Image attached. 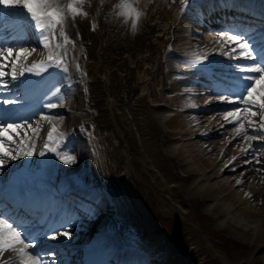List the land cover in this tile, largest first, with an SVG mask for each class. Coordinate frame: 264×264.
<instances>
[{"label":"bare ground","instance_id":"bare-ground-1","mask_svg":"<svg viewBox=\"0 0 264 264\" xmlns=\"http://www.w3.org/2000/svg\"><path fill=\"white\" fill-rule=\"evenodd\" d=\"M66 1L59 0L61 4ZM214 20L217 22L213 26H222V28L207 32L210 30L207 26ZM228 22L233 23L229 24V27L235 26L240 31H248L251 27L254 32L251 35L258 41L264 35V0H194L192 4L184 7L176 17L173 24L175 33L172 31L173 53H170L172 59L167 60L165 56H161L159 61H164V67L170 71H176L179 75H169V82L164 87L166 91L153 94L155 100L164 101L163 106L156 101L155 110H158L156 114L159 115L156 117L164 126L169 146L166 147L165 142L159 143L158 140L156 143L159 145L160 154L157 153V150L154 152V147L149 148L151 152L144 149L142 152L149 156L148 162L154 165L152 171L155 173L153 179L156 178V183L169 169L166 161L163 160L165 156L174 158L176 162L183 165L184 171L181 173L176 170L177 166H173L175 176L186 180L187 184L190 183L192 189L198 190L203 195L206 194L213 203V205H208L212 213L220 212V215L216 213L217 216L219 215L221 219L225 220L228 227L233 226L234 230L238 228L237 232L246 236L247 239L260 240L264 237V206L257 205L259 200L257 196L264 197V187L258 181V173H255L254 169L260 164L252 159L251 152L248 155L241 153V148L245 147L247 142L241 141L240 138L229 143L230 137L218 148L217 136L223 134L232 136L233 125L225 123L222 115L233 106L221 102L205 105L206 100L217 94L210 86L209 77L202 71V66L198 65L192 68L183 66L189 61L193 52L203 54L214 47L218 48L219 44L216 43L218 34L229 29L225 26ZM259 23L262 24L259 25ZM0 27L1 29L3 27L4 31L0 39L6 40L7 44H14L17 48L36 49L29 57V62L46 56L47 53L42 49L27 18L18 9L9 10L0 6ZM201 30L203 31L200 32ZM214 31L217 33L212 34ZM11 38H13V43L10 42ZM67 50L69 58L66 72L63 69L51 67L40 75L26 73L19 80L10 81L7 90L0 91L2 99L19 101L22 98L25 101L24 104H29L28 109L20 102L8 105L11 108H8L10 110L7 117L12 113L17 114L13 121L14 124L27 119L28 123L35 128L37 126L35 122L40 120V114L62 116L63 120L55 121V123H57L59 131L66 133V147L63 150L75 157L74 163L65 164L53 153H50L51 155L48 153L49 157L44 155L43 158L38 155L37 151L43 149L50 128L48 122H42L39 139L36 141L37 154L22 156L16 160L7 159L3 166H0V193L2 191L10 192L11 198L15 201L8 205L9 211L11 214H18L23 219L29 220L28 222L38 219L33 225L34 228H41L42 232L51 226L55 227L67 222L65 225L71 233L69 237L62 236L57 240H52L49 238L51 235H48L47 240L35 243L34 252H40L47 248L46 241H50L49 244L52 246L49 247L55 248V250L59 249L51 258L55 259L57 264H88V261L90 264H181L182 261L178 263L177 255L171 253L170 245L163 244L160 238L157 239L160 236L152 232L156 231L155 229L136 231L131 236V238L140 240L139 247L130 242H124L122 246H119L115 244L116 237L105 236L106 232L111 233L110 228L118 223L119 217L122 218L125 211L129 213L132 207H136V200H133L129 187L127 191L126 189L121 190L117 186V182L124 184L123 181L126 178H131L132 174L128 172L127 175L125 172L118 178V181H114L109 175V159L105 155L107 148L103 146L99 151L100 143L96 139L93 142H88L79 137V132V135L76 133V124L81 118H86L81 113L83 105L79 99V87L82 86V81L78 79L80 76L76 71L87 72V68L90 66L80 67V59L72 58L74 55L71 51L72 48L67 47ZM209 59L218 62L217 66L213 68L214 72L217 69L229 71L227 58L213 52ZM47 78L50 79L45 85ZM25 83L28 85L27 87L23 86ZM17 84H21L23 90H20ZM57 90L59 94L55 95ZM167 91L171 93H166ZM4 92L6 94L2 95ZM46 103H56L60 106L54 109H44L43 105ZM192 104L200 106L192 107ZM216 108L221 111L217 114H208L211 110H217ZM174 111L175 113H173ZM7 117L5 116V119ZM7 120L6 122L2 120L1 123H10V119ZM136 120L139 127L138 130L135 128L134 130H137L138 139L142 143L144 141L142 137L150 131L147 128L145 116L142 115ZM222 124L223 127H221ZM7 135H12V133ZM21 135L23 136V133ZM13 138L15 139V137ZM105 138L107 137L104 136L102 139ZM252 143L256 149H259V159L264 161V142L253 141ZM232 144H239V151L230 153ZM212 150L217 153V157L214 159L210 155ZM191 153L195 154V157L192 155L195 159H190ZM233 156L238 159L229 163ZM221 160H225V162L218 168ZM245 160H253V162L246 164ZM262 166L264 167V163ZM263 170L264 168H257L260 174L264 173ZM75 177L85 181L83 186L85 194L69 189V180L70 178L75 179ZM212 177L219 179L208 183ZM170 178L171 175L168 179ZM237 180H242V183L237 184ZM238 187L241 188V193ZM23 199H28V202ZM86 201L89 202V205ZM137 202H139L138 199ZM2 205L4 204L0 203V209ZM233 205H235L234 208H232ZM47 211H50L48 213L51 216L58 217L57 224L54 221H45L44 217L47 216ZM76 212L77 215H81L78 222H75ZM239 215H243V219L249 221L258 219L260 222L257 223L260 225L244 224L238 220ZM143 225L148 226V222H143ZM56 228H59L60 231L65 230L60 226ZM82 228L85 230L81 231ZM89 239L91 244L85 250L73 246L80 242H88ZM55 250H52L51 253ZM70 250L74 252L69 253ZM12 255L11 252H6L0 259H7ZM108 255L111 257L108 258ZM45 257H50V254H45L43 258ZM44 262L46 260L43 259V264H46ZM15 264H19V261H16ZM183 264L186 263L183 262Z\"/></svg>","mask_w":264,"mask_h":264},{"label":"rangeland","instance_id":"rangeland-1","mask_svg":"<svg viewBox=\"0 0 264 264\" xmlns=\"http://www.w3.org/2000/svg\"><path fill=\"white\" fill-rule=\"evenodd\" d=\"M68 2L70 0L64 4ZM118 2L119 0H85L83 10L87 12V16L73 19L69 15L65 24L67 35L75 41V46L67 45L76 54L72 58L80 59V67L90 66L87 72L76 71L80 76L78 79L82 81V86L79 87V99L84 106L81 113L86 117L76 124V133L79 132V137L88 142L96 139L100 143L99 151L103 146L107 148L105 155L109 159V175L114 181H118L125 172L127 175L128 172L132 174L131 178L123 181L124 184L117 182V186L121 190L131 191L136 207L130 209L131 214L125 211V215L119 217L118 223L112 225L111 233L107 235H116V245L122 246L124 242H130L139 247L140 240L131 236L136 231L155 229L152 232L160 236L157 239L170 245L171 253L177 255L178 263L182 261L181 264H264V237L260 240H248L237 232L238 228L234 230L233 226L228 227L219 216L220 212H216L218 216L212 213L208 206L213 205L210 198L192 189L186 180L175 176L173 166H177L176 170L181 173L184 171L183 165L174 158L165 156L163 160L169 169L160 177L162 180L156 183V178L153 179L155 173L152 171L154 165L148 162L149 156L142 152V149L150 151L149 148L154 147V152L157 150L160 154L156 143L158 140L159 143L165 142L166 147L169 146L164 126L156 117L159 114H156L157 100L153 94L166 91L164 87L169 82V75H179L176 71L168 70L163 66L164 61L159 60L161 56H165L167 60L172 59V31L175 33L173 24L180 11L194 0H188L186 4L182 0H137L135 6L146 15L135 32L131 29V20L126 22L124 17L116 15L119 11L116 8ZM157 102L161 106L164 104V101ZM219 111L221 110H211L208 114H217ZM142 115L145 116L150 132L144 134V141L141 143L137 135L139 124L137 125L136 119ZM104 136L107 138L103 140ZM230 137L229 134L217 136L218 148ZM232 145L230 153L239 151V144ZM47 154L45 155L49 157ZM192 155L195 157L191 153L190 159H195ZM210 155L212 159L217 157L213 150ZM224 162L225 160H221L218 168ZM263 163L260 160L257 168L263 169ZM257 168L255 166V173H258V181L264 187V173L260 174ZM170 175L171 178L168 179ZM218 179L212 177L208 183ZM76 183H80L82 187L85 185V181L80 179ZM71 186L76 185L71 183ZM82 187H77L76 191L84 193ZM239 189L241 193V188ZM257 197V205L264 206V197ZM86 203L89 205L88 201ZM234 207L235 205L232 206ZM243 217L239 215L238 220L244 224L256 226L260 222L258 219L249 221ZM143 222H148V226L143 225ZM82 243L84 242L73 245L81 249ZM71 252L74 251L70 250L69 253Z\"/></svg>","mask_w":264,"mask_h":264},{"label":"snow or ice","instance_id":"snow-or-ice-1","mask_svg":"<svg viewBox=\"0 0 264 264\" xmlns=\"http://www.w3.org/2000/svg\"><path fill=\"white\" fill-rule=\"evenodd\" d=\"M136 2L137 0H119L116 5L119 9L116 15L124 17L126 22L131 20L133 32L138 29L139 22L146 15L135 6ZM182 2L186 4L187 0ZM84 4L85 0H70L67 4H61L59 0H0V6L5 9H18L24 14L42 49L47 53L43 58L29 62V57L36 51L35 48H17L14 44L0 43V91L7 90L10 81L19 80L26 73L40 75L51 67L67 71L69 58L67 45L75 46V41L67 35L65 24L69 15L73 19L77 16H87V12L83 10ZM216 43L219 44L218 48L214 47L203 54L193 52L183 66L187 68L202 66V71L211 81L210 86L217 93L206 100L205 105L221 102L233 106L222 115L225 123L233 125L231 140L228 142L231 143L237 138L247 142L246 146L241 148V153L248 155L251 152L253 160L259 163V149H256L252 142H264V35L257 41L249 32L238 31L232 27L220 32ZM213 52L227 58L229 71L223 69L213 71L218 64L209 59ZM23 86L28 85L25 83ZM58 94L57 90L55 95ZM0 102L16 104L18 100L3 99ZM58 106L60 105L56 103H46L43 108L54 109ZM62 120L63 117L59 115L40 114V120L35 122L37 125L35 128L27 119L16 124L0 123V166H3L7 159L16 160L22 156L37 154L36 141L39 139L41 124L44 121L50 124V128L43 149L38 154L44 156L46 153H53L65 164L74 163L75 157L63 150L66 147V133L59 131L55 123ZM9 133L12 135H7ZM237 159L233 156L229 163ZM253 160H245L244 163H252ZM240 183L242 180H237V184ZM60 227L65 230L60 231L56 227L49 229L52 233L50 239L57 240L62 236L71 235L66 225ZM36 238L37 234L32 232L22 217L0 209V257L6 252L13 254L7 259H0V264H15L16 261H19V264H43L42 255L34 252Z\"/></svg>","mask_w":264,"mask_h":264}]
</instances>
